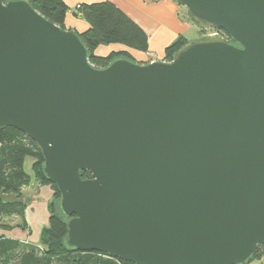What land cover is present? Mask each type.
Wrapping results in <instances>:
<instances>
[{
  "label": "water",
  "instance_id": "95a60500",
  "mask_svg": "<svg viewBox=\"0 0 264 264\" xmlns=\"http://www.w3.org/2000/svg\"><path fill=\"white\" fill-rule=\"evenodd\" d=\"M175 1L214 32L171 61L96 67L76 30L0 0V127L41 148L69 248L249 264L264 246V0Z\"/></svg>",
  "mask_w": 264,
  "mask_h": 264
},
{
  "label": "trees",
  "instance_id": "16d2710c",
  "mask_svg": "<svg viewBox=\"0 0 264 264\" xmlns=\"http://www.w3.org/2000/svg\"><path fill=\"white\" fill-rule=\"evenodd\" d=\"M31 3L49 20L67 28L65 23L70 7L64 0H31ZM73 14L89 23V28L78 32V35L90 53L91 63L96 67H106L117 57H126L141 63L150 62L137 60L127 50L111 52L108 55L96 53L100 46L112 44H121L143 53L149 51L147 32L114 2L104 0L81 3L73 10ZM188 42L184 35H180L165 49L164 60H173L176 53ZM0 144V229H11L12 227L1 221L14 216L22 220L23 230L26 229L28 201L24 199L25 187L36 181L42 185H50L53 190V199L49 203V224L41 232V245L1 235L0 264H136L99 251L69 248L65 244L68 217L58 211L60 192L57 186L43 173L44 157L41 148L28 135L14 127H0ZM29 158L33 160L31 172L26 170V161ZM82 174L83 178L92 177L90 172ZM260 256L264 257V246L258 248L252 261Z\"/></svg>",
  "mask_w": 264,
  "mask_h": 264
},
{
  "label": "crops",
  "instance_id": "0c3cea01",
  "mask_svg": "<svg viewBox=\"0 0 264 264\" xmlns=\"http://www.w3.org/2000/svg\"><path fill=\"white\" fill-rule=\"evenodd\" d=\"M64 1L70 7L66 17V27L76 30L77 32H83L89 28V23L80 16H74L73 10L81 3H93L104 0ZM109 1L114 2L147 32L149 36V51L143 53L128 49L121 44H112L100 46L96 50V53L99 55H108L112 51L127 50L139 61L163 60L167 46L173 43L180 35L185 36L191 30L189 22L180 15V7L175 0ZM27 189H35L38 192L35 200L33 199L32 204H30L26 212L27 221L33 228L34 224H38L39 216L47 220L49 219L50 213L48 211V205L53 199V190L51 186L41 185L36 181L32 182L30 186L25 187L24 192ZM1 235L17 238L25 242H30L33 239L39 238V232L36 235L32 233L33 236H30L20 228H15L11 231L0 230V236Z\"/></svg>",
  "mask_w": 264,
  "mask_h": 264
},
{
  "label": "rangeland",
  "instance_id": "374dc122",
  "mask_svg": "<svg viewBox=\"0 0 264 264\" xmlns=\"http://www.w3.org/2000/svg\"><path fill=\"white\" fill-rule=\"evenodd\" d=\"M179 7H180V15L182 16V18H184L185 20H187L189 22V25L191 27V30L185 35V37L189 41L198 40L202 35L210 34V33H212L214 31L212 29H209L207 31H202L201 28L198 25H196L194 22H192L189 19L187 8L184 7V6H181V5H179ZM112 52H117V51H112ZM31 163H33V160L30 159V158L27 159V162H26V170L27 171L31 170V166H32ZM38 184H40V183H38ZM37 193L38 192L35 189H27L24 192V199L26 201H28L27 202L28 203V207L30 206V204H32L33 199L35 200V198L37 196ZM28 207H27V209H28ZM48 211H49V205H48ZM1 222L9 225L10 227H12L11 229H6L4 231H11V230H13L15 228H20L21 230H23V222H22V220L20 218H18L16 216L11 217V218H3ZM48 224H49V219L47 220V219H45L42 216L38 217V224L37 223L34 224L33 228L29 225V222L27 221L26 229L23 230V231L28 233L30 236L32 235V233H34L36 235L39 232V238L33 239L30 242H27V241L26 242L30 243V244H35L37 246L41 245V243H40L41 232H42L44 227L48 226ZM0 230H2V229H0ZM250 264H264V257L260 256L258 258H254V260Z\"/></svg>",
  "mask_w": 264,
  "mask_h": 264
},
{
  "label": "flooded vegetation",
  "instance_id": "af4514ba",
  "mask_svg": "<svg viewBox=\"0 0 264 264\" xmlns=\"http://www.w3.org/2000/svg\"><path fill=\"white\" fill-rule=\"evenodd\" d=\"M212 30H214V29H212ZM213 32H214V31H213ZM213 32H212V33H213Z\"/></svg>",
  "mask_w": 264,
  "mask_h": 264
}]
</instances>
